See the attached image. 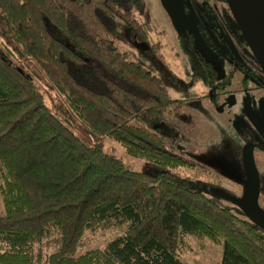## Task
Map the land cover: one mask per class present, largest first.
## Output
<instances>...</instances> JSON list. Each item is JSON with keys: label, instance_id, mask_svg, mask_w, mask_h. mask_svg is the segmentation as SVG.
<instances>
[{"label": "trees", "instance_id": "trees-1", "mask_svg": "<svg viewBox=\"0 0 264 264\" xmlns=\"http://www.w3.org/2000/svg\"><path fill=\"white\" fill-rule=\"evenodd\" d=\"M143 5L0 0V264H185L188 235L217 241L219 264H264V229L240 203L220 204L211 185L171 169L191 163L165 147L149 115L176 114L184 99L144 65V52L133 59L112 41L118 22L149 38L150 23L133 14ZM159 46L150 39L152 51ZM195 59L192 81L214 83V65ZM103 135L159 168L130 167L103 148ZM109 226L121 231L77 252L86 231Z\"/></svg>", "mask_w": 264, "mask_h": 264}, {"label": "rangeland", "instance_id": "rangeland-1", "mask_svg": "<svg viewBox=\"0 0 264 264\" xmlns=\"http://www.w3.org/2000/svg\"><path fill=\"white\" fill-rule=\"evenodd\" d=\"M224 7L223 0H144L143 7L133 10V14L150 23L149 38L139 37L131 27L118 22L112 41L133 59H139L140 52H144V65L160 77L170 95L184 99L176 114L149 115L158 122L165 147L191 163L171 169L211 186L218 183L239 197L244 165L241 141L235 139L234 131L245 125L255 135L256 145L252 146L251 153L258 174V203L264 205V75L238 31L233 15ZM0 38L5 39L2 32ZM150 39L160 41L156 51L150 49ZM196 56L201 64L206 59L214 65L217 78L224 73L230 75L229 82L224 84L228 91L220 92L218 97V85L203 78L192 81ZM22 59L35 83L45 89V77L27 56ZM245 74L249 82L242 86L240 79ZM255 81L261 85L254 87ZM53 96H56L54 92ZM64 115L72 129L88 139L80 122L60 114L63 118ZM98 139L105 150L121 157L134 169L155 171L159 168L149 159L127 153L111 137L103 135ZM205 191L220 204L239 211L233 199ZM118 231L121 230L114 226L86 231L77 252L101 246ZM44 248L52 246L44 244ZM220 251L217 241L205 235H188L182 255L185 264H219Z\"/></svg>", "mask_w": 264, "mask_h": 264}, {"label": "water", "instance_id": "water-1", "mask_svg": "<svg viewBox=\"0 0 264 264\" xmlns=\"http://www.w3.org/2000/svg\"><path fill=\"white\" fill-rule=\"evenodd\" d=\"M245 42L264 74V0H226ZM252 144L241 148L244 165V182L241 196L213 186L212 191L240 203L244 214L264 229V208L258 203V174L253 163Z\"/></svg>", "mask_w": 264, "mask_h": 264}, {"label": "flooded vegetation", "instance_id": "flooded-vegetation-1", "mask_svg": "<svg viewBox=\"0 0 264 264\" xmlns=\"http://www.w3.org/2000/svg\"><path fill=\"white\" fill-rule=\"evenodd\" d=\"M226 1V0H225ZM224 2V1H223ZM225 3V2H224ZM227 6H228V4H227V2L225 3ZM228 8H229V6H228ZM230 10V9H229ZM231 12V11H230ZM232 14V13H231ZM197 57V56H196ZM195 57V58H196ZM253 59L255 60V62L257 63V65L259 66V64H258V62H257V60H256V58L254 57V55H253ZM204 60H206V59H204ZM196 62V61H195ZM195 64V63H194ZM260 67V66H259ZM249 68V67H248ZM195 69V68H194ZM263 73V72H262ZM255 75V74H254ZM264 75V74H263ZM243 77H245V81H243L242 80V78ZM243 77L240 79V83L242 84V86L244 85V86H246L247 84H248V82H249V76H248V74H245V75H243ZM218 79L219 78H217V80H215V82L214 83H212V84H215V85H218V87H220V86H224V83H218ZM209 83V82H208ZM255 83H256V85H255ZM255 83H254V87H259L260 85H261V83L259 82V81H255ZM264 84V83H263ZM234 133H235V139H237L238 141H241V146L243 147V145L244 144H247V143H251L252 144V146L254 147L255 145H256V142H254V136L255 135H253V133H252V131L250 132V131H248L247 130V128H246V126L245 125H241V126H238L237 127V130L236 131H234ZM243 182H244V174H243ZM213 186H219V185H212V187ZM225 190H227V189H225ZM228 191V190H227ZM233 195H235L234 193H232ZM237 196V195H236Z\"/></svg>", "mask_w": 264, "mask_h": 264}]
</instances>
